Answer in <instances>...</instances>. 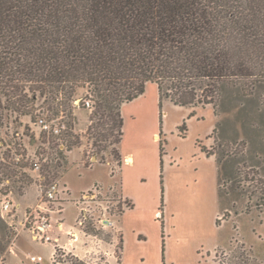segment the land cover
I'll return each instance as SVG.
<instances>
[{"label":"rangeland","instance_id":"1","mask_svg":"<svg viewBox=\"0 0 264 264\" xmlns=\"http://www.w3.org/2000/svg\"><path fill=\"white\" fill-rule=\"evenodd\" d=\"M86 94L82 88L78 97ZM41 102L33 116L0 114V160L11 167L10 173L0 171V192L11 191L17 203L27 190V198L35 200L44 187L31 168L35 153L41 157L46 148L51 152L49 143L42 142L48 135L34 123L45 110ZM76 111L74 129L82 134L81 144L72 151L63 149L64 158L52 148L61 163L56 168L48 159L51 174H58L53 181L66 182L70 189V195L64 194L68 201L62 214L68 226L77 220L75 200L82 192L99 184L103 198L112 199L122 179L130 199L118 217L124 238L120 264H219L216 251L229 253L241 242L264 259V83L252 94L226 88L217 115L211 105L192 108L161 99L156 84L148 83L143 95L122 107L124 135L118 147L123 156L134 159L119 166L109 152L105 160L97 156L102 162L87 166L97 158L85 133L90 110L81 106ZM57 118L67 122L63 114ZM9 145L23 148L27 157L15 164ZM100 235L103 246L92 258L64 249V254L54 255L53 242L37 241L27 230L16 231L0 215V241L6 245L2 264H119L108 259L112 234Z\"/></svg>","mask_w":264,"mask_h":264},{"label":"trees","instance_id":"2","mask_svg":"<svg viewBox=\"0 0 264 264\" xmlns=\"http://www.w3.org/2000/svg\"><path fill=\"white\" fill-rule=\"evenodd\" d=\"M148 83L161 99L216 115L226 88L252 94L264 83V0H0V114L33 116L42 100L50 120L67 116L61 135L44 131L42 142L79 146L75 111L90 100L92 153L121 165L122 107ZM10 170L0 160L3 175ZM42 174L46 184L58 175L50 162ZM5 250L0 241V264ZM218 251L219 264H264L243 242Z\"/></svg>","mask_w":264,"mask_h":264},{"label":"built area","instance_id":"3","mask_svg":"<svg viewBox=\"0 0 264 264\" xmlns=\"http://www.w3.org/2000/svg\"><path fill=\"white\" fill-rule=\"evenodd\" d=\"M75 103H79V100H76ZM85 103L91 111L92 102L86 100ZM34 123L40 126L42 131L51 132L56 136L61 135L62 131L67 127L62 119L50 120L44 112L36 118ZM45 143H49L51 152L46 148V151L43 152L44 155H41V157L35 153L36 159L33 160L31 166L38 173L37 178L40 181V186H44L40 192L38 202L34 206L26 208L23 216L18 219L19 204L11 197V191L0 192V215L16 231H19V229L27 230L32 234L33 239L42 242H53L55 248L64 249V246L59 243V236L53 237L51 231L55 216H60L57 217L56 223L59 230L63 229V217L61 215L65 210V203L68 201V198L64 197V194L70 195V193L66 185H61L58 181L45 185V176L42 174V169L43 163H48L50 157L51 162L58 160V157L52 155V148L56 147V150L58 148L65 149L66 144L61 138H59V144L54 147H51L52 145L49 141ZM8 148L12 151V160L15 164L27 157L24 156L26 154L23 148L11 145ZM52 157L56 158L52 159ZM1 159L6 160L4 156H1ZM103 191L102 186L95 184L91 189L82 192L79 199L75 200L79 208L78 217L75 224L66 230V234L71 240L79 241L81 237H84L103 242L100 235L102 232L112 234L113 238L117 235L119 231L118 217L128 207L127 200L117 190L114 192L115 194L112 199L109 197L103 198L105 196ZM38 258L41 259V256Z\"/></svg>","mask_w":264,"mask_h":264},{"label":"crops","instance_id":"4","mask_svg":"<svg viewBox=\"0 0 264 264\" xmlns=\"http://www.w3.org/2000/svg\"><path fill=\"white\" fill-rule=\"evenodd\" d=\"M90 112V111H89ZM77 113V111H76ZM89 114V113H88ZM89 123V119H88V122L87 124ZM207 154V153H206ZM208 157L212 156V155H208ZM133 158L132 155H127V156H123L122 155V164L126 161H131ZM92 161L90 162V164H88L87 166L89 167H93L95 166V163L96 162H101L99 160V158H96V159H91ZM114 161V159H113ZM86 162V161H85ZM116 163V161H114ZM87 164V163H86ZM120 182V189L119 191L121 192V194L125 197V198H129V197H126V193L124 192V187H123V180L120 179L118 180ZM61 185H66V188L68 189V184L66 182H63V183H60ZM112 187H115L116 188V182L114 183V185H112ZM69 193H70V189H69ZM28 190L23 194L22 196V200L18 202L19 204V211L22 212V216H23V213L25 211L26 208L30 207V206H34L38 200H39V197H40V193L39 195L36 197L35 200H29L28 198ZM130 199V198H129ZM66 207V206H65ZM133 207H131L130 209H132ZM62 216V215H61ZM57 217H60V216H55L53 218V225H52V231H51V234L53 237H57L59 236L60 238V245H63L64 246V249L67 253L69 254H73L77 257H80L82 259H84L85 257H89V258H92L94 257L97 250H100L101 249V246L102 245V241H97V240H91L90 238H84V237H81V239L79 241H73L71 240L67 234H66V230L70 228V226L67 225L66 223V219L63 218V229L62 230H59L58 226H57V223H56V220H57ZM122 224L120 223V220L118 222V233L117 235L114 236V243L112 244H109L110 245V248H109V263H110V260L112 258H114L119 264L122 262V258H123V251H124V238H123V232H122ZM21 233V232H20ZM19 234H15L16 238H18V236L20 235ZM118 236H120L121 238V242H122V246H121V254H120V261L117 259V255H116V248L115 245H116V242L118 241ZM53 250H52V254L54 253V250H55V245L53 243ZM115 247V248H114ZM52 258H53V255H52ZM89 263V262H88Z\"/></svg>","mask_w":264,"mask_h":264}]
</instances>
